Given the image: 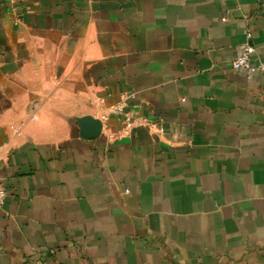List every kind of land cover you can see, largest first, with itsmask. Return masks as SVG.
<instances>
[{
    "label": "crops",
    "instance_id": "obj_1",
    "mask_svg": "<svg viewBox=\"0 0 264 264\" xmlns=\"http://www.w3.org/2000/svg\"><path fill=\"white\" fill-rule=\"evenodd\" d=\"M245 29L264 61V0H0V264H264Z\"/></svg>",
    "mask_w": 264,
    "mask_h": 264
},
{
    "label": "built area",
    "instance_id": "obj_2",
    "mask_svg": "<svg viewBox=\"0 0 264 264\" xmlns=\"http://www.w3.org/2000/svg\"><path fill=\"white\" fill-rule=\"evenodd\" d=\"M254 52V47L251 43V30H244V41L237 46V54L231 60V66L233 69L244 71V73L250 77L258 72H264V61H258L251 63V54ZM133 96V94H131ZM115 111L122 113L124 118V129L128 130L135 124V119L128 112H124L121 106L115 107ZM136 123H140L139 121ZM141 124V123H140ZM6 192L0 184V209L5 202Z\"/></svg>",
    "mask_w": 264,
    "mask_h": 264
},
{
    "label": "water",
    "instance_id": "obj_3",
    "mask_svg": "<svg viewBox=\"0 0 264 264\" xmlns=\"http://www.w3.org/2000/svg\"><path fill=\"white\" fill-rule=\"evenodd\" d=\"M80 135L83 138H95L101 132L102 125L99 119L91 117H80L77 119Z\"/></svg>",
    "mask_w": 264,
    "mask_h": 264
}]
</instances>
